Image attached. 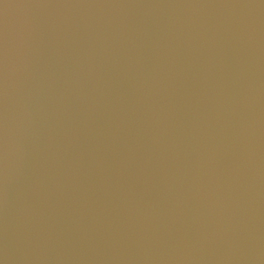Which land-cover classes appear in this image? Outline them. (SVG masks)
Wrapping results in <instances>:
<instances>
[{"label": "water", "instance_id": "obj_1", "mask_svg": "<svg viewBox=\"0 0 264 264\" xmlns=\"http://www.w3.org/2000/svg\"><path fill=\"white\" fill-rule=\"evenodd\" d=\"M0 261L264 264V0H0Z\"/></svg>", "mask_w": 264, "mask_h": 264}, {"label": "clouds", "instance_id": "obj_2", "mask_svg": "<svg viewBox=\"0 0 264 264\" xmlns=\"http://www.w3.org/2000/svg\"><path fill=\"white\" fill-rule=\"evenodd\" d=\"M0 264H4V262L3 261H0Z\"/></svg>", "mask_w": 264, "mask_h": 264}]
</instances>
